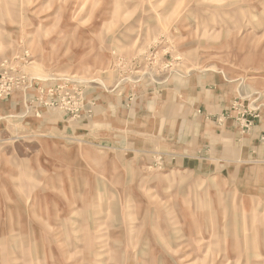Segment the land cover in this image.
<instances>
[{
    "label": "rangeland",
    "instance_id": "obj_1",
    "mask_svg": "<svg viewBox=\"0 0 264 264\" xmlns=\"http://www.w3.org/2000/svg\"><path fill=\"white\" fill-rule=\"evenodd\" d=\"M0 264H264V0H0Z\"/></svg>",
    "mask_w": 264,
    "mask_h": 264
},
{
    "label": "crops",
    "instance_id": "obj_2",
    "mask_svg": "<svg viewBox=\"0 0 264 264\" xmlns=\"http://www.w3.org/2000/svg\"><path fill=\"white\" fill-rule=\"evenodd\" d=\"M183 123L184 124H181V125H182V128L184 130L185 139H187V137H189V138L190 137H200V138L206 137L205 135H203L202 131H200L198 125H193V124L190 125V123H188V121H186V120H184ZM206 134H208V133H206ZM207 136L209 137V135H207Z\"/></svg>",
    "mask_w": 264,
    "mask_h": 264
}]
</instances>
